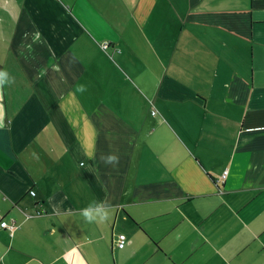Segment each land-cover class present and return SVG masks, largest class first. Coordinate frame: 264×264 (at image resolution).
<instances>
[{"label":"crops","instance_id":"1","mask_svg":"<svg viewBox=\"0 0 264 264\" xmlns=\"http://www.w3.org/2000/svg\"><path fill=\"white\" fill-rule=\"evenodd\" d=\"M3 220L0 264H264V0H0Z\"/></svg>","mask_w":264,"mask_h":264},{"label":"built area","instance_id":"2","mask_svg":"<svg viewBox=\"0 0 264 264\" xmlns=\"http://www.w3.org/2000/svg\"><path fill=\"white\" fill-rule=\"evenodd\" d=\"M105 49V47H103ZM151 114H154V111H151ZM226 175V172H223V174L221 175L222 178H224ZM31 195H33L34 193L32 191L29 192ZM7 226L6 222L3 220L0 222V227H5ZM9 229H11V227H9ZM120 247L122 246V243L119 242L118 244Z\"/></svg>","mask_w":264,"mask_h":264},{"label":"rangeland","instance_id":"3","mask_svg":"<svg viewBox=\"0 0 264 264\" xmlns=\"http://www.w3.org/2000/svg\"><path fill=\"white\" fill-rule=\"evenodd\" d=\"M178 1H179V2H178ZM178 1L175 0V2L178 3V6H179V7H182V6L185 4V0H178ZM107 46H108V45H107L106 42H103V43H102V47H105V48H106ZM103 49H104V48H103Z\"/></svg>","mask_w":264,"mask_h":264}]
</instances>
